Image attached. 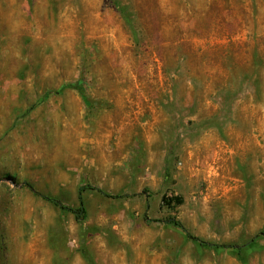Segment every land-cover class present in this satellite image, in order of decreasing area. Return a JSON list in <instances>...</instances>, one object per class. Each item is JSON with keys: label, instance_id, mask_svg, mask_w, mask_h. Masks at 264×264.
I'll use <instances>...</instances> for the list:
<instances>
[{"label": "rangeland", "instance_id": "1", "mask_svg": "<svg viewBox=\"0 0 264 264\" xmlns=\"http://www.w3.org/2000/svg\"><path fill=\"white\" fill-rule=\"evenodd\" d=\"M87 186L121 198L45 199ZM262 233L264 0H0V264H264Z\"/></svg>", "mask_w": 264, "mask_h": 264}, {"label": "trees", "instance_id": "2", "mask_svg": "<svg viewBox=\"0 0 264 264\" xmlns=\"http://www.w3.org/2000/svg\"><path fill=\"white\" fill-rule=\"evenodd\" d=\"M121 13L123 14V16L125 17L126 21L129 23V25L132 24V19L127 16V13L125 12L124 9H121ZM85 78L84 76H81V78L79 80H77L74 83H70L68 85H66L64 88L61 89V91L64 90H73L76 91L78 93H80L81 95H85L86 89H85ZM31 190H34L32 185H27ZM87 190H95V191H99L101 194L105 195L106 197L109 198H113V199H118L121 198L120 195H110L108 193H105L103 191H100L99 189L95 188V187H91V186H87V187H82L79 190V204L80 206L78 208H70L66 205H64V203L58 199H54L51 197H45L46 200H48L49 202L53 203L55 206L59 207L60 209L64 210V211H69L71 213H73L78 219H82V218H86L87 216V210H86V204H85V200H84V193ZM36 193V192H35ZM171 202H173L176 205H182L183 204V199L181 197H174ZM171 223H173V225H175L176 227L182 229L183 231H185L187 233V235L197 241L200 242L201 244H208L206 242H204L203 240H201L200 238L197 237H193L192 235H190V233H188V231L186 230V228L183 226V224L180 221H170ZM262 236H264V233H262Z\"/></svg>", "mask_w": 264, "mask_h": 264}]
</instances>
